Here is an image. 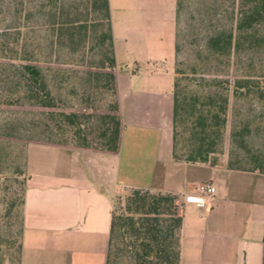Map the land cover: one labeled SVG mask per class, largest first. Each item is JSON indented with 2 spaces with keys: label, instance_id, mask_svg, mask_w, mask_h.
Here are the masks:
<instances>
[{
  "label": "crops",
  "instance_id": "1",
  "mask_svg": "<svg viewBox=\"0 0 264 264\" xmlns=\"http://www.w3.org/2000/svg\"><path fill=\"white\" fill-rule=\"evenodd\" d=\"M107 6L117 149L27 142L12 264H105L111 199L130 187L180 199L178 264H263L264 171L230 167L221 158L171 156L177 0H107ZM200 181L214 191L201 204L183 201Z\"/></svg>",
  "mask_w": 264,
  "mask_h": 264
},
{
  "label": "trees",
  "instance_id": "2",
  "mask_svg": "<svg viewBox=\"0 0 264 264\" xmlns=\"http://www.w3.org/2000/svg\"><path fill=\"white\" fill-rule=\"evenodd\" d=\"M83 6L79 12V6L72 0H18L11 15L16 32L26 35L31 30L29 19L38 12V17L44 19L50 49L51 46L67 47L76 53L77 61L42 65L32 60V46L16 47L17 37L12 42L1 41L0 102L41 109L37 118L27 120L30 136L43 132L47 141L115 151L120 121L111 71L113 52L107 0H84ZM256 19L264 20V0H242L233 33L235 57H244L246 52L252 58L254 50L264 43V35L257 38L251 30ZM230 37V31L209 35L206 45L212 51L228 54ZM92 51L99 54L98 60L83 62ZM68 79L71 83L68 91L79 95L83 103L78 110L56 104L54 89L62 87V81ZM237 85L248 89L246 81L238 80ZM85 90L108 94L102 110L85 111ZM185 104L180 97L178 78L173 76L171 156L213 162L209 155L222 137L226 97L212 94L201 100L193 97L188 103V141L178 146L177 137L182 129L180 116ZM235 131L231 130L232 136ZM249 131L246 125H241L235 132L240 137L239 145L244 146L243 139ZM248 153L250 164L247 166L241 165L240 159L232 162L227 158L226 164L264 171V152ZM174 198L170 192L130 187L122 202L116 208L111 206L105 264H113L116 259L122 264H178L180 215L173 210Z\"/></svg>",
  "mask_w": 264,
  "mask_h": 264
},
{
  "label": "rangeland",
  "instance_id": "3",
  "mask_svg": "<svg viewBox=\"0 0 264 264\" xmlns=\"http://www.w3.org/2000/svg\"><path fill=\"white\" fill-rule=\"evenodd\" d=\"M72 1L79 6L77 10L80 12L84 7V0ZM240 2L242 0H179L173 72L178 78L180 97L187 103L180 116L182 125L179 128L182 129L177 137V145L188 141V103L193 97L198 96L201 100L207 94L225 95L222 137L209 158H229L232 162L240 159V164L247 166L250 164L248 152H264V43L254 50L252 58L247 57L246 52L244 57L233 55L230 58L228 54L212 51L206 45L209 35L219 34L227 29L234 32ZM17 4L18 0H0V42H12L17 37L16 47L26 45L29 49L32 46V60L42 65L77 61L76 53L69 51L67 47L51 46L50 49L45 25L42 23L44 19L38 17V12L29 19L31 30L26 35L17 33L11 16L12 9ZM251 30L257 38L264 35V20L256 19ZM91 53L86 55L83 62L91 60L95 63L94 60H98L99 54L93 51ZM238 80L248 82V89L239 87ZM62 83V87L54 89L56 104L78 110L83 104L79 95H72L68 91L71 84L69 79ZM242 90L246 91L242 93ZM106 98L107 93L85 90V111L102 110ZM40 110L27 104L0 102V264H12L19 249L26 144L33 140L47 141L43 132L28 135L30 129L27 120L37 118ZM241 125H246L250 130L243 139L244 146L239 145L240 137L235 133ZM232 129L236 130L234 136L231 135ZM128 190L129 188L115 193L111 206L116 208ZM179 203L180 199L174 198L175 214H179ZM113 264L122 262L116 259Z\"/></svg>",
  "mask_w": 264,
  "mask_h": 264
},
{
  "label": "built area",
  "instance_id": "4",
  "mask_svg": "<svg viewBox=\"0 0 264 264\" xmlns=\"http://www.w3.org/2000/svg\"><path fill=\"white\" fill-rule=\"evenodd\" d=\"M214 191V185L207 181H200L196 185V193L183 195V201L189 203L201 204L203 203V196Z\"/></svg>",
  "mask_w": 264,
  "mask_h": 264
}]
</instances>
